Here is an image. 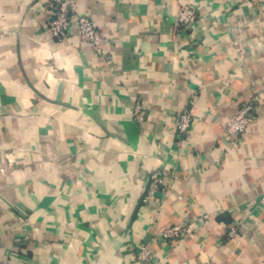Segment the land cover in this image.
I'll return each instance as SVG.
<instances>
[{"label": "crops", "instance_id": "obj_1", "mask_svg": "<svg viewBox=\"0 0 264 264\" xmlns=\"http://www.w3.org/2000/svg\"><path fill=\"white\" fill-rule=\"evenodd\" d=\"M76 2L102 53L75 21L56 39L45 0H0V264H264V0ZM253 98L232 144L225 123ZM160 162L179 178L145 201ZM181 222L180 242L155 240Z\"/></svg>", "mask_w": 264, "mask_h": 264}, {"label": "built area", "instance_id": "obj_2", "mask_svg": "<svg viewBox=\"0 0 264 264\" xmlns=\"http://www.w3.org/2000/svg\"><path fill=\"white\" fill-rule=\"evenodd\" d=\"M46 7L49 12L47 28L50 33L58 40L65 39L70 31L71 25L75 21L78 27L79 36L90 44L99 53L103 52V43L105 33L100 30L91 16L82 15L79 13L76 0H45ZM198 19V11L195 7L188 4H183L178 12L177 25L185 30L193 28L194 23ZM257 101L258 98H253L244 102L241 108L225 123L224 130L229 137L230 142L235 144L244 136L249 126L257 117ZM133 117L141 123L145 118L144 106L137 102ZM195 118L190 112L180 114L177 121L178 138L177 145L182 146L185 136L191 130ZM179 175L163 165L158 164L152 173L144 200L148 201L152 198H157V194L167 195L172 185L178 180ZM207 218V215L203 216ZM189 232V227L186 222L165 228L160 234L155 237V240H163L169 243L180 242ZM238 232V226L233 224L229 231V236H235ZM152 256V249L148 244L139 246L137 259L149 262Z\"/></svg>", "mask_w": 264, "mask_h": 264}]
</instances>
